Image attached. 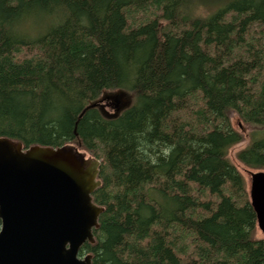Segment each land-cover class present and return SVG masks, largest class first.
I'll use <instances>...</instances> for the list:
<instances>
[{
  "label": "trees",
  "instance_id": "1",
  "mask_svg": "<svg viewBox=\"0 0 264 264\" xmlns=\"http://www.w3.org/2000/svg\"><path fill=\"white\" fill-rule=\"evenodd\" d=\"M234 116L264 170V0H0V138L102 162L92 264H264Z\"/></svg>",
  "mask_w": 264,
  "mask_h": 264
},
{
  "label": "water",
  "instance_id": "2",
  "mask_svg": "<svg viewBox=\"0 0 264 264\" xmlns=\"http://www.w3.org/2000/svg\"><path fill=\"white\" fill-rule=\"evenodd\" d=\"M110 99L119 103L123 96L104 98ZM104 100L84 113L104 110ZM101 165L74 145L25 149L0 138V264H92V256L80 259L79 252L96 243L105 211L93 202ZM248 193L264 234V171L250 173Z\"/></svg>",
  "mask_w": 264,
  "mask_h": 264
},
{
  "label": "rangeland",
  "instance_id": "3",
  "mask_svg": "<svg viewBox=\"0 0 264 264\" xmlns=\"http://www.w3.org/2000/svg\"><path fill=\"white\" fill-rule=\"evenodd\" d=\"M116 95V93H108L106 94V96H104V98L106 99L107 96H114ZM131 96L128 97V95H124L123 96V101H122V106H121V109H119L120 111L124 110L125 107L128 105V104H131ZM105 112L107 114H114L116 113L115 112V109L113 106H107L106 107V110ZM232 124H233V127L235 130H237L238 132H240L243 136H244V141L234 147H232L229 152H228V158L230 159V161L236 165V167L238 168L239 172L241 173V175L244 177L245 179V182H246V186H247V191H249V183H250V173L251 172H258V171H264V170H252L246 166H244L243 164H241L239 161H238V154L246 149L247 147L250 146L251 142H252V131L253 129L249 126H247L246 124H244L241 119L237 116H234L232 118ZM81 152L83 153H86L84 151L81 150ZM88 157H92L91 155H89L88 153H86ZM94 158V157H93ZM257 238L259 240H263L264 239V236L263 234L257 230Z\"/></svg>",
  "mask_w": 264,
  "mask_h": 264
},
{
  "label": "flooded vegetation",
  "instance_id": "4",
  "mask_svg": "<svg viewBox=\"0 0 264 264\" xmlns=\"http://www.w3.org/2000/svg\"><path fill=\"white\" fill-rule=\"evenodd\" d=\"M107 97H110V96H107ZM106 97V98H107ZM102 100H104V98L102 99ZM120 102L119 103H116L115 102V99H113V100H104V102L102 103V106H103V109L104 110H106V107L107 106H113L114 107V109H115V112H119L120 110L119 109H121V106L123 105L122 104V101L121 100H119ZM263 234V233H262ZM94 235H95V231H94ZM263 236H264V234H263ZM96 238V237H95ZM264 240V239H263ZM87 245H94V244H90L89 242H86L85 244H84V246L82 247V249L80 250V252H79V258L80 259H85L86 257H90V256H92L93 257V255L91 254V253H88V252H86V251H84V248L87 246ZM93 260V259H92Z\"/></svg>",
  "mask_w": 264,
  "mask_h": 264
}]
</instances>
